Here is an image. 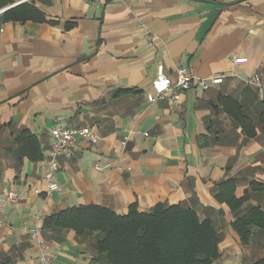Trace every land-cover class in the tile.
Listing matches in <instances>:
<instances>
[{"label":"crops","instance_id":"0c3cea01","mask_svg":"<svg viewBox=\"0 0 264 264\" xmlns=\"http://www.w3.org/2000/svg\"><path fill=\"white\" fill-rule=\"evenodd\" d=\"M15 2L0 10V196L13 191L19 199L0 212V264L39 263L33 229L54 264H101L92 236L45 226L53 215L90 205L119 216L134 205L143 213L182 205L215 225L220 264L263 259L264 230L253 228L243 246L232 228L237 215L220 198L239 200L247 191L242 209L264 212V97L248 83L264 80V0ZM31 2L44 23L1 21ZM160 65L172 82L182 68L194 79L224 81L152 105ZM222 99L242 106L255 138L243 134ZM85 127L99 142L81 139L52 173L51 131ZM23 131L37 138L40 161L17 153ZM50 180L58 191L49 192Z\"/></svg>","mask_w":264,"mask_h":264},{"label":"trees","instance_id":"16d2710c","mask_svg":"<svg viewBox=\"0 0 264 264\" xmlns=\"http://www.w3.org/2000/svg\"><path fill=\"white\" fill-rule=\"evenodd\" d=\"M15 3V0H0V10ZM1 21L44 23L46 17L31 2L8 9ZM222 104L226 113L242 126L243 134L255 138L257 129L243 114L242 106L230 99H222ZM261 106L260 122L264 124V104ZM15 145L21 158L27 157L33 162L42 159L37 138L28 131L21 132ZM247 197L246 191L239 200L220 198L237 215L232 228L243 246L251 244L253 228L264 230V212L260 208L242 209ZM45 226L92 236L96 249L94 260L101 264H220L221 235L215 225L182 205L159 204L150 213H143L134 205L124 216L96 205L80 206L53 215L45 221ZM253 264H264V258Z\"/></svg>","mask_w":264,"mask_h":264},{"label":"built area","instance_id":"2783aa9c","mask_svg":"<svg viewBox=\"0 0 264 264\" xmlns=\"http://www.w3.org/2000/svg\"><path fill=\"white\" fill-rule=\"evenodd\" d=\"M98 2L99 0H94ZM2 12V11H1ZM248 59H234L236 65L246 64ZM224 77H214L209 79H194L190 76L187 69L182 68L177 73V78L174 82L170 80L165 72L163 65L157 68V77L154 81L153 87L155 89V95H149L148 102L152 105L156 104L158 101L167 99L172 104L175 103L177 97L181 93H185L194 88L200 89L201 91H208L211 87L219 86L223 83ZM249 84L255 86L258 89L259 95L264 97V80L259 76H255ZM51 136L53 138V145L49 155V165L51 167L52 173L59 170V161L64 157H70L78 143L81 139H87L91 143H98L100 137L93 132L90 128H55L51 131ZM148 136V135H146ZM127 140L123 143L126 147ZM49 192H56L59 190V185L53 180L49 181L48 184ZM19 197L18 195L11 191L6 197L0 196V212L7 208L8 206H13L17 203ZM30 234L33 239H35L40 247V256L38 264H54L55 257L49 251V246L41 238L40 230L33 229L30 230Z\"/></svg>","mask_w":264,"mask_h":264}]
</instances>
